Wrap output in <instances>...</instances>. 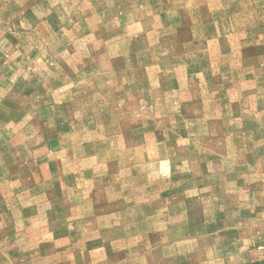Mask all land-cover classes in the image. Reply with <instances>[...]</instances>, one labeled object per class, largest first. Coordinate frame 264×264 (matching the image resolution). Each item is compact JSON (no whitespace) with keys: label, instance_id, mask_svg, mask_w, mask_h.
<instances>
[{"label":"rangeland","instance_id":"1","mask_svg":"<svg viewBox=\"0 0 264 264\" xmlns=\"http://www.w3.org/2000/svg\"><path fill=\"white\" fill-rule=\"evenodd\" d=\"M255 246L264 0H0V264Z\"/></svg>","mask_w":264,"mask_h":264},{"label":"crops","instance_id":"2","mask_svg":"<svg viewBox=\"0 0 264 264\" xmlns=\"http://www.w3.org/2000/svg\"><path fill=\"white\" fill-rule=\"evenodd\" d=\"M246 264H264V246L250 248L245 255Z\"/></svg>","mask_w":264,"mask_h":264}]
</instances>
